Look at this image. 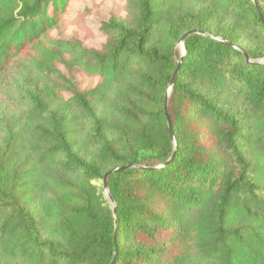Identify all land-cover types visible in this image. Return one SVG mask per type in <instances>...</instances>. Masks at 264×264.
<instances>
[{
    "label": "trees",
    "instance_id": "trees-1",
    "mask_svg": "<svg viewBox=\"0 0 264 264\" xmlns=\"http://www.w3.org/2000/svg\"><path fill=\"white\" fill-rule=\"evenodd\" d=\"M72 1L0 0V92L16 70L37 78L0 121V264H112L116 244L114 264H264V25L253 1L127 0L125 19L101 24L99 49L52 36ZM181 58L173 144L165 103ZM79 71L99 84L80 91ZM128 166L108 179L115 218L103 178Z\"/></svg>",
    "mask_w": 264,
    "mask_h": 264
},
{
    "label": "rangeland",
    "instance_id": "rangeland-1",
    "mask_svg": "<svg viewBox=\"0 0 264 264\" xmlns=\"http://www.w3.org/2000/svg\"><path fill=\"white\" fill-rule=\"evenodd\" d=\"M127 0H73L66 16L68 26L65 31L54 30L52 36L58 39L69 40L77 34L83 45L88 49H99L105 43L106 37L100 31L101 24L114 16L117 19H125V5ZM85 24L93 32L90 37L78 25ZM177 51L183 55L184 48L179 45ZM67 75V72L62 69ZM71 77V76H67ZM73 81L80 91H86L99 84L100 79L88 77L82 72L73 73ZM37 81L35 76L28 75L23 70H16L4 78L6 92H0V121L13 114H17L19 109L27 101V93L31 90L32 83ZM65 98L70 96V92H65ZM25 106V105H24ZM110 203V202H109Z\"/></svg>",
    "mask_w": 264,
    "mask_h": 264
},
{
    "label": "water",
    "instance_id": "water-1",
    "mask_svg": "<svg viewBox=\"0 0 264 264\" xmlns=\"http://www.w3.org/2000/svg\"><path fill=\"white\" fill-rule=\"evenodd\" d=\"M252 1H253L254 5H255L257 11H258V14H259V17H260V19H261V21H262V24L264 25V14H263V12H262V9H261L259 3L257 2V0H252ZM194 33H199V32H198V31H190V32L184 34V35L182 36V38L180 39L178 45H177V47H178L179 45H181V46H183V48H184V53H183V55H182V58L185 56V53H186V52H185V47H184L185 40H186V38H187L189 35L194 34ZM204 36L209 37V35H206V34H204ZM225 44H226L227 46H230V47L236 49V50L241 51V52L244 54L245 58H246L247 60H249V56H248V54H247V53H246L241 47H239V46H237V45H234V44H231V43H229V42H225ZM182 58H181L180 60H178V66H177V68H176V70H175V72H174V74H173V77H172V79H171V81H170V84H169V90H168L167 95H166V103H165V113H166V116H167V118H168V127H169V132H170V138H171L173 144H175V136H174V131H173L172 123H171V120H170V117H169V114H168V100H169V97H170V93H171L172 87L174 86V84H175V82H176V79H177V76H178V73H179V71H180V69H181ZM262 62H264V59H263V60H260L258 63H262ZM175 153H176V150L174 151L171 160L173 159ZM131 167H132V166L112 169V170H110L109 172H107V173L105 174L104 178H103V190H104V194H105L106 198H107V199L109 200V202H110V205H111V207H112V211H113V214H114V217H115V218L117 217V205H116V202H115L114 198L112 197V195H111V193H110L109 185H108V179H109L110 176H112L113 174H115V173H117V172H120V171H122V170H125V169H127V168H131ZM139 168H140V169H144V168H142V167H139ZM115 226H116V233H117V220H116V219H115ZM115 243H116V241H115ZM117 253H118V247H117V244H116V256H115V260H116V258H117ZM115 260L112 262V264L115 263Z\"/></svg>",
    "mask_w": 264,
    "mask_h": 264
}]
</instances>
